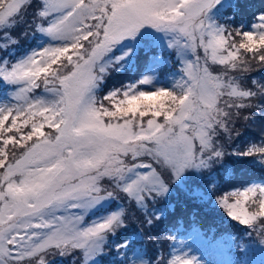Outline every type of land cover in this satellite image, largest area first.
Returning <instances> with one entry per match:
<instances>
[{"label":"snow or ice","instance_id":"obj_1","mask_svg":"<svg viewBox=\"0 0 264 264\" xmlns=\"http://www.w3.org/2000/svg\"><path fill=\"white\" fill-rule=\"evenodd\" d=\"M250 3L0 0V81L12 86L0 103V264H108L113 247L119 264H207L178 222L164 223L174 193L214 196L264 249V179L219 189L236 174L227 157L264 168V139L224 142L241 118L264 123V7L247 23L227 15ZM21 24L55 43L11 55ZM172 53L181 75L157 86ZM133 67L138 78L100 94ZM129 226L141 247L115 239Z\"/></svg>","mask_w":264,"mask_h":264},{"label":"trees","instance_id":"obj_2","mask_svg":"<svg viewBox=\"0 0 264 264\" xmlns=\"http://www.w3.org/2000/svg\"><path fill=\"white\" fill-rule=\"evenodd\" d=\"M262 7H264V4H261V0H252V3L248 5L244 16L237 15L234 12H228L227 15L229 17H235L237 21L244 19L245 23H247L251 20L252 14ZM32 45V43H29L23 49H15L11 52V55L18 58L21 54L26 53ZM126 70V72L120 73L118 78L115 77V80H106L105 87L101 92H107L109 86L112 87L126 84L129 81L138 78L140 75L135 67ZM4 89H6V87L0 85V94L3 93L2 90ZM243 127L246 130L247 139L242 142L243 144L241 145V148L252 142L259 143L261 139H264V123L261 121L257 120L255 123L244 121ZM247 160H251V158L234 157L230 160L231 163H228V166L230 168H235L236 174L231 177L226 176V178L219 183V189L221 192L230 191L234 187L239 188L247 183L264 179V168H261L259 165L248 164V168L243 170V166ZM214 199L215 197L213 196L211 200L207 201V203L199 200L190 203L187 199L172 202L175 211L169 207L168 212L170 215L165 219L164 223L171 224L173 222H178L179 225H184V229H180L181 236L186 234L185 229H187L189 225L193 228L194 224H197L204 232H207L211 238H214V235L215 238H217L220 235L228 234L233 235L234 238L243 237L244 241L252 243L253 240L245 234L244 226L228 220L224 213L215 206ZM166 243L167 241L165 240L164 244ZM234 250L236 254L241 255L243 248L237 249L235 247ZM110 258L111 256L108 258V264H114L112 261L109 262Z\"/></svg>","mask_w":264,"mask_h":264},{"label":"rangeland","instance_id":"obj_3","mask_svg":"<svg viewBox=\"0 0 264 264\" xmlns=\"http://www.w3.org/2000/svg\"><path fill=\"white\" fill-rule=\"evenodd\" d=\"M213 14H215V9L213 10ZM23 30H24L23 24H21L17 29L14 30L13 34L19 40V44L14 48H12L11 52H13L15 49H23L29 43H32L33 45L28 51H26V53H30L33 49H39L40 47L48 46L50 44L55 43V41H52L50 38L40 33H30L29 35L24 36L21 34ZM148 31L151 30L148 29ZM165 44H166V40H165ZM202 54L203 53L201 52V55ZM180 69H181L180 60L175 55V53H172L171 60L167 68L164 70L163 74L160 75L159 80L156 82L157 86L162 85V86L171 87L173 79H179L181 75ZM126 71L127 70L114 72L110 74L106 80H115V77L118 78L120 76V73H124ZM0 85L4 86L6 84L3 81H0ZM110 87L111 86H109L108 88L111 89L113 87H119V86H112L111 88ZM2 91L3 93L0 94V103L10 102L12 97V86ZM103 94L104 92H101V95ZM243 126H244V120L241 118L240 120L237 121V125H236V131L240 133V136L236 137L235 133H233L231 141H229L228 138L225 137L224 142L226 146L232 143V145L230 146L231 148H241V145L243 144L242 142L246 141L247 139L246 130L244 129ZM232 158L234 157H227L226 158L227 163H231L230 160ZM248 164L258 165L252 159L247 160L243 166V170L245 168H248ZM183 199L184 200L187 199L183 194L174 193L172 202H176ZM180 229H184V225H180ZM192 229L196 231L204 232L197 224H194V227ZM134 231H138V229H134L133 226H129V229L127 231L118 233L115 239L122 240L125 236H129L131 240L135 242L134 246L136 248H139L141 247V244L139 242V238L132 235ZM228 236H229L228 234H224L218 236L217 238H211L210 235H207V238H205L202 234L199 236H193L191 233H188L183 237H181L180 239L182 238L190 239L193 246L199 251L198 255L201 254L203 256V259L207 262V264H228V262H230V264H264V249H262L259 245H257L253 241L252 243L247 242L246 245L243 247L242 254L241 255L236 254L234 250L235 245L225 242ZM231 236L234 238L233 235ZM153 239H155V237ZM164 242L165 239L163 236H161V243L164 244ZM144 243L147 245L149 251H153L152 246L148 242L147 238H145ZM127 255L131 256L132 253L128 252ZM109 256H111L109 262L112 261L114 262V264H119V262L122 260L121 256L115 254L114 247ZM51 259H52L51 264H72V260L70 257H54Z\"/></svg>","mask_w":264,"mask_h":264}]
</instances>
